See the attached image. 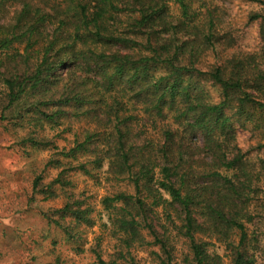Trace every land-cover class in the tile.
<instances>
[{"label": "trees", "instance_id": "trees-1", "mask_svg": "<svg viewBox=\"0 0 264 264\" xmlns=\"http://www.w3.org/2000/svg\"><path fill=\"white\" fill-rule=\"evenodd\" d=\"M254 1L262 7L251 16L259 47L247 53L213 34L205 0H0V12L16 10L12 22L0 23V122L16 110L34 127H56L74 112L100 125L98 135L75 136L68 150L40 135L18 142L57 150L76 162L70 171L105 184L102 233L88 249L93 264H138L141 250L157 264H222L210 239L231 264L255 263L247 228L264 186L228 133L235 117L264 135V0ZM204 9L209 22L199 19ZM207 54L213 61L204 68ZM202 80L218 89V102ZM82 155L93 164L79 162ZM63 174L52 184L73 188ZM41 181L33 193L51 189L40 192ZM56 212L74 227L95 225L94 207L75 195ZM53 223L75 238L72 227ZM103 234L112 244L106 255Z\"/></svg>", "mask_w": 264, "mask_h": 264}, {"label": "rangeland", "instance_id": "rangeland-1", "mask_svg": "<svg viewBox=\"0 0 264 264\" xmlns=\"http://www.w3.org/2000/svg\"><path fill=\"white\" fill-rule=\"evenodd\" d=\"M205 1L211 4L207 9L213 14V34L225 36L227 43L232 44L231 47L237 51L247 53L257 51L259 26L252 21L251 16L262 12L259 3L254 0ZM207 9L200 12L201 21L209 22ZM170 10L173 16L179 15L176 6L172 5ZM15 12V6H5L3 12H0V23L8 25L13 21ZM212 61L207 54L202 58L200 66L206 68ZM200 85L211 96L213 102L219 101V91L214 85L204 80L200 81ZM25 103L30 105L31 101L26 100ZM87 109L88 106L81 112ZM69 111L72 113L73 109ZM72 114L73 117L62 119L61 124L56 127L46 123L42 128L34 127L29 123L28 116L18 119L16 110L10 115L7 114L11 119L0 122V264H50L57 257L60 258L61 264L95 262L88 249L94 244V239L102 233L100 227L105 219L102 214L98 215L101 211L98 202L106 195L105 184L99 185L96 179L92 180L70 171L69 168L76 167V162L64 161L57 154V150L52 152L47 148L44 152H38L30 146L18 145L20 140L32 134L37 138L39 135L45 137L46 141L54 143L53 145L59 149L68 150L74 146L75 136L81 141L87 135H98L100 125L91 115L77 119L78 112ZM232 121V129L230 128L228 133L235 136L237 147L242 153L247 154L248 169L259 175L260 182L257 185L263 187L264 148L261 146L264 145V135L241 128L235 117ZM140 126L143 127V124L140 123ZM95 145L96 143H93L90 146L94 148ZM49 159L51 163H56L46 165ZM77 160L89 161L92 164L94 162L89 155H82ZM60 161L61 166L58 165ZM62 170L64 173L62 180L66 176L73 188H62L58 184H52ZM38 177L42 178L38 188L40 192L46 191L48 184L51 186L46 194L33 193L32 187ZM50 193L54 196H50ZM74 195L94 207L92 218L95 225L92 229L74 227L75 223L71 218L61 220L62 214L56 212L68 202V197L73 198ZM256 197L260 203H256L251 209L252 224L247 229L249 237L255 242V250L252 252L255 256L254 264H264V194L258 193ZM54 221L62 223V227H72L75 238L68 239L62 228L56 226ZM102 237L104 241L101 250L103 255H106L111 252L112 244L108 242L105 234ZM210 241L212 242L210 251L221 256L222 264H231L224 247L214 239ZM77 248H83V253L79 254ZM135 253L139 260L138 264H157L148 250Z\"/></svg>", "mask_w": 264, "mask_h": 264}]
</instances>
